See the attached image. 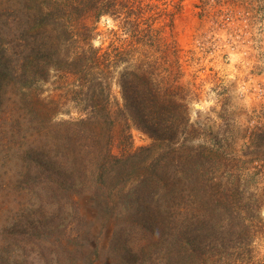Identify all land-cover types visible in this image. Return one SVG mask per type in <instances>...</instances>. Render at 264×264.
I'll use <instances>...</instances> for the list:
<instances>
[{
  "label": "rangeland",
  "instance_id": "rangeland-1",
  "mask_svg": "<svg viewBox=\"0 0 264 264\" xmlns=\"http://www.w3.org/2000/svg\"><path fill=\"white\" fill-rule=\"evenodd\" d=\"M98 1L103 13L90 10L70 22L77 34L86 27L88 37H74L99 49L103 58L164 63L166 81L189 94L187 125L196 130L169 146L131 125L132 154L110 173L100 196L75 185L71 198L69 193L59 204L51 199L53 186L46 178L34 183L27 175L22 155L38 137L22 117L16 85L2 84L0 264H159L155 239L196 220L199 203L219 199L213 192L236 187L260 198L256 210L240 214L253 238L242 261L255 263L264 254V0ZM0 29V43L10 49L22 29V0H0ZM53 85L46 84L50 94L59 92ZM111 92L116 109L122 102L118 73L112 75ZM74 117L70 105L57 119ZM121 123L113 127L116 155L123 152ZM188 151L193 156L186 161ZM188 173L195 174L193 189L183 185ZM151 215L164 218L153 235L143 223ZM256 220L261 224L255 226ZM144 243L151 245L147 260L123 261L140 253Z\"/></svg>",
  "mask_w": 264,
  "mask_h": 264
},
{
  "label": "trees",
  "instance_id": "trees-1",
  "mask_svg": "<svg viewBox=\"0 0 264 264\" xmlns=\"http://www.w3.org/2000/svg\"><path fill=\"white\" fill-rule=\"evenodd\" d=\"M98 2L22 0L19 36L10 41V49L0 43V87L7 83L16 85V92L22 96V117L38 137L37 144L29 146L22 155L27 175L34 183L46 178V183L53 186L51 199L59 204L65 202L69 193L71 198L75 185L81 186L79 192L90 191L100 196L99 189H105L102 185L110 173L123 157L132 154L131 125L169 146L182 134L191 135L196 130L187 125L189 94L173 89V84L166 81L164 63L103 58L99 49H92L84 41L79 43L74 37L77 33L70 22L85 17L90 10L99 16L103 11ZM77 35L88 37V29L82 27ZM114 73H118L122 100L116 109L112 107L111 92ZM48 82L59 92L50 94ZM68 104L77 117L57 119L59 114L70 112ZM118 121L122 122L120 155L112 152L116 138L113 127ZM192 156L188 151L185 160ZM150 171L146 180L151 186L154 167ZM19 172L22 174V161ZM159 173L155 174L158 181ZM188 176L183 185L193 189L195 174ZM231 177L235 183L240 181L239 175ZM214 194L217 201L199 203L196 220L178 224L168 236L162 234L155 239L154 244L160 247L155 254V258L160 257L159 264H228L232 258L233 264H244L243 250L249 252L253 238L240 214L256 210L260 198L254 192L245 196L238 187L220 188ZM58 215L59 212L54 214V218ZM150 217L143 223L146 233L153 235L164 225V218ZM254 222L255 226L261 224L259 220ZM147 239L153 245L151 238ZM149 246L144 243L140 253L130 254L123 261H135L140 256L147 260ZM255 260L251 264H264V254Z\"/></svg>",
  "mask_w": 264,
  "mask_h": 264
}]
</instances>
